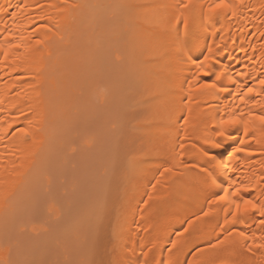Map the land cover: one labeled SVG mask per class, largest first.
<instances>
[{
  "label": "bare ground",
  "instance_id": "1",
  "mask_svg": "<svg viewBox=\"0 0 264 264\" xmlns=\"http://www.w3.org/2000/svg\"><path fill=\"white\" fill-rule=\"evenodd\" d=\"M209 2L0 0V264H11L6 240L29 221L42 182L56 187L67 147L84 140L96 98L112 120L105 141L96 129L83 136L103 154L98 192L61 211L58 187L42 188L54 221L45 251L33 241L45 254L35 258L264 264V0H225L216 12ZM244 199L256 208L233 216Z\"/></svg>",
  "mask_w": 264,
  "mask_h": 264
},
{
  "label": "rangeland",
  "instance_id": "2",
  "mask_svg": "<svg viewBox=\"0 0 264 264\" xmlns=\"http://www.w3.org/2000/svg\"><path fill=\"white\" fill-rule=\"evenodd\" d=\"M109 75V74H108ZM109 82V81H108ZM102 83H103V81H102ZM102 83H100V84H102ZM105 83L106 82H104L103 84L105 85ZM102 84V87H104V85ZM106 86V85H105ZM102 89H104V88H102ZM81 91H84V90H82L81 89ZM80 95V94H79ZM83 95V94H82ZM82 95H81V97H82ZM94 100H97L98 102L95 104V102L93 103V101ZM92 102V104H91V102ZM89 102V112L87 111L86 113H87V115L86 116H84L83 114H82V117L84 118H86L85 120H84V122L82 121V123H81V125H80V127L81 126H83V127H85V129L83 128V127H81V128H83L84 129V134H88L89 132H90V130H91V133H92V131L94 130V136H95V134H96V131H97V134H96V136L98 137L100 134V136H99V138H100V140L102 141V140H104L105 141V139L103 138L102 139V137H105V132L108 130V128L110 127L109 126V124L110 125H112V120H111V113L108 111V107H107V105L106 104H102V101L100 100V99H93V100H90ZM100 103V104H99ZM106 103V102H105ZM88 104V103H87ZM91 104V105H90ZM97 106V107H96ZM100 106V107H99ZM92 107V108H91ZM95 107V108H94ZM105 107V108H104ZM98 108V109H97ZM92 109V110H91ZM97 109V110H96ZM87 110V109H86ZM107 110V111H106ZM103 113V115H102V113ZM107 112V114H105ZM108 112H109V114H108ZM90 113V114H89ZM94 116H93V115ZM108 115H109V117H108ZM93 116V117H92ZM91 117V118H90ZM110 119V120H109ZM103 120H105V121H103ZM85 121H87V122H85ZM99 124V125H98ZM103 125H105V126H103ZM106 125H108L107 127H106ZM89 126V127H88ZM93 126V127H92ZM87 127V128H86ZM95 129H96V131H95ZM88 130V131H87ZM101 130V131H100ZM105 130V131H104ZM98 133H99V135H98ZM105 133V134H104ZM84 134H83V136H84ZM104 134V135H103ZM92 137L93 136V133L92 134H88V138H90V136ZM103 135V136H102ZM83 136L81 137V139H84V140H82V141H80V140H73L72 142H71V144H75V145H72L73 147L71 148V146H70V150H68L69 148L67 147V150L66 151H68V152H66V153H64V154H66L65 155V157L68 159V161H67V163L63 166H61V168L58 170V172H61V174L59 175V173L57 172L56 174H57V176H55L56 178L55 179H53V181L55 182H53V186H55L56 185V187H58L57 189H56V187H49V189L51 188V190H53V188H55L56 189V191H53V193H52V191L50 190L49 191V189L48 188H46V186H45V184H44V182H42V184H43V186H42V184H41V188L38 190V194H37V197H40L38 200L39 201H37V202H39V203H36L34 206H33V208H30L29 210V214H28V216H29V221H26L27 223H25L26 224V228H24L25 227V224H23V225H19V227L18 226H16L15 228H13L12 230H11V233H10V235L8 236V238H7V240H6V245L10 248V250L11 251H9V253L11 252V253H13V254H9L10 255V258H11V264H14L15 263V261L17 260V262L16 263H18V262H20V264L22 263L23 264V262H24V260L26 261V263L25 264H40V262H41V264H48V261H46V260H42V261H40L38 258L39 257H43V258H45V254H44V251L46 250V247H45V242H44V234H45V236H46V231H45V229L46 228H48L49 226H50V224H51V222L52 221H54V219H52V217L54 218V216H53V214H52V212L51 211H49L48 210V205H46V204H48V203H46V202H49L48 200H46V198H48V197H45L46 195H50V193H52L53 195H55V196H53L52 195V201H53V203L54 204H56V205H58V203H59V208H61V206H67V205H69V207H67L68 209L70 208V210H71V208H73L74 209V201H77L78 200V197H76V196H80V199L78 200V202H75V207H79L80 205V208L83 206V204L84 203H86V204H84V208H86V207H88V204L91 202V198H92V196H94L92 193L94 192V194L95 193H97L98 191H94L95 189L94 188H96V190H97V186H95V185H93V186H95V187H92V184L94 183V179H96V177H94V178H92L91 179V175H96V173H97V166L95 167V164H96V162L97 161H100L101 159L100 158H102V155L103 154H101V152L100 151H98V149H99V147H98V143H97V141L95 142L96 143V145H97V147L98 148H96V145H94L95 143L93 142L92 143V139H88V138H83ZM87 137V136H86ZM86 139H88L89 140V142L87 141V143H85V140ZM99 140V141H100ZM78 141V142H77ZM95 141V140H94ZM76 142H77V144H76ZM107 142V141H106ZM111 143H112V141H111ZM83 145V146H81V145ZM107 144V143H106ZM105 144V145H106ZM78 145V146H77ZM80 145V146H79ZM84 145H86V147H84ZM104 145V144H103ZM79 147V148H81V147H83V148H86L85 149V152L83 151L84 149H76V147ZM112 146V145H111ZM88 147H90V149L88 148ZM92 147V148H91ZM105 149L104 150H108L109 148H113V147H104ZM108 148V149H107ZM71 149H73V150H71ZM87 149H89V151L87 150ZM103 149V148H102ZM101 149V151H102V153H103V151L104 150H102ZM77 152H76V151ZM79 150V151H78ZM82 150V151H81ZM91 150H92V152H91ZM95 150V151H94ZM74 153H73V152ZM93 151H94V153H93ZM72 152V153H71ZM75 152H76V154H75ZM79 152V153H78ZM88 152H90V156H89V153ZM98 152V153H97ZM69 153H71V154H69ZM85 153V154H84ZM100 153V154H99ZM72 154H73V156H72ZM78 154H81V155H78ZM98 154V155H97ZM86 155V156H85ZM80 156V157H79ZM84 156V157H83ZM89 156V157H88ZM92 157V158H91ZM77 158V159H76ZM89 158V159H88ZM86 159V160H85ZM72 160V161H71ZM81 160V161H80ZM95 160V161H94ZM80 161V162H79ZM89 161V162H88ZM71 162H73L74 163V165L72 164V166H71ZM76 162V163H75ZM82 163H83V165H82ZM68 164V165H67ZM88 164V165H87ZM85 165H87V166H85ZM66 166V167H65ZM85 166V167H84ZM94 166V167H93ZM93 169H92V168ZM72 171H73V173H72ZM90 171V172H89ZM95 171V172H94ZM94 172V173H93ZM73 174V175H72ZM75 174V175H74ZM64 176V177H63ZM73 176H74V178H73ZM62 177H63V181L61 180L62 179ZM68 177V178H67ZM73 178V179H70V178ZM83 180H82V179ZM58 179H60V181L58 180ZM90 179V180H89ZM69 180H71L70 182H68ZM84 180H86V182L84 181ZM92 180V181H91ZM57 181H59V182H57ZM63 183H62V182ZM74 181V182H73ZM75 181H77V183L75 182ZM61 182V183H60ZM65 182V183H64ZM80 182V183H79ZM96 182V181H95ZM60 183V184H59ZM92 183V184H91ZM69 184H70V186H69ZM76 186H75V185ZM92 187V188H90V187H88L89 185ZM58 185H60V186H58ZM72 185H74V187H76V188H74ZM44 186H45V188L46 189H48V190H46V192H49L48 194L46 193V192H44V193H46V194H44V193H40L41 192V190L43 191V189L42 188H44ZM67 186H69V187H67ZM74 189H73V188ZM45 188H44V190H45ZM63 190H62V189ZM71 188V189H70ZM81 188V189H80ZM54 189V190H55ZM65 189V190H64ZM78 189V190H77ZM94 189V190H93ZM61 192H64V194H62L61 193V195H60V191ZM67 190V191H66ZM71 190H73L72 192H71ZM80 190V191H79ZM83 190V191H82ZM87 191V192H86ZM93 191V192H92ZM56 192H59V193H56ZM86 192V193H85ZM40 193V194H39ZM80 193V194H79ZM82 193H85V195L86 194H88L89 195V193H90V195L89 196H84V194L82 195ZM73 194V195H72ZM81 195H82V197L84 196L85 198H82L81 197ZM96 195V194H95ZM43 196V197H42ZM61 196V197H60ZM63 196V197H62ZM76 197V199H75V197ZM60 197V198H59ZM71 197V198H70ZM84 199V201H82V199ZM49 199V198H48ZM60 199V200H59ZM64 199V200H63ZM69 199H71L70 201H69ZM93 199V198H92ZM74 200V201H73ZM55 201H57L58 203H55ZM82 202L83 204H80V203ZM76 203H78L79 205L77 206V204ZM46 205V207L44 208V206ZM61 205V206H60ZM65 206V207H66ZM38 207V208H37ZM40 207H43V209L42 208H40ZM57 207V206H56ZM84 208H82V209H80L81 211H82V215H86L85 213H83V211L85 210ZM37 209V210H36ZM46 209V210H45ZM62 209L63 208H61V211H62ZM84 209V210H83ZM33 212H32V211ZM64 210V209H63ZM76 210V209H75ZM41 211V212H40ZM86 211V210H85ZM84 211V212H85ZM37 212V213H36ZM44 212H46V213H48L49 212V217L51 218V220H49L48 218H46V217H43V216H48V215H46V213H44ZM51 213V214H50ZM51 215H52V217H51ZM38 216V217H37ZM83 218H85L86 216H82ZM33 218V219H32ZM82 218V219H83ZM32 219V220H31ZM46 219H48V221H43V220H46ZM85 220V219H84ZM84 220H82V221H84ZM29 222L30 223H32V224H30L29 225ZM33 222H35L36 224L34 225V223ZM37 222H38V224H37ZM41 222V223H40ZM45 222H46V224H48V225H46L45 224ZM39 224H41V225H39ZM45 224V225H44ZM43 225V226H42ZM20 226H22V228L20 227ZM24 226V227H23ZM27 226H28V228H27ZM44 226H46L45 228H44ZM19 228V229H18ZM42 229V230H44V233L42 232V231H40L39 229ZM19 230L18 231V233H16V232H13V230ZM21 229H24L23 231L21 230ZM27 229H28V231H30V233L27 231ZM20 230L22 231V232H20ZM38 230L40 231V232H38ZM28 232V233H27ZM36 232V234H34ZM19 234V235H18ZM43 234V235H42ZM12 235V236H11ZM13 235H14V237H13ZM34 235V236H33ZM19 238H18V237ZM39 236H41V237H39ZM10 237H11V240H10ZM44 237V238H43ZM16 238H17V241H16ZM35 239V240H34ZM40 239H42V241H40ZM25 241V242H24ZM30 241V242H29ZM33 241H34V243L36 244V241L37 242H42V248H43V250H41L42 248H40L39 249V247H41V245L39 246V243H37V246H36V248H34V243H33ZM11 242V243H10ZM17 244H16V243ZM24 242V243H23ZM8 243H10V244H12L11 246H9V244ZM19 243V244H18ZM21 243H23V245L21 244ZM31 243V244H30ZM13 244H15V246L13 245ZM30 244V245H29ZM17 245V246H16ZM28 245V246H27ZM13 246V247H12ZM24 246V247H23ZM30 246L31 247H33V249L32 248H30ZM39 246V247H38ZM23 247V248H22ZM26 247H28V249L26 248ZM13 248V249H12ZM22 248V249H21ZM25 248V249H24ZM30 248V249H29ZM38 248V249H37ZM24 249V250H23ZM34 249H36V250H34ZM20 250V251H19ZM23 250V251H22ZM27 250V251H26ZM31 250V251H30ZM16 251V252H15ZM28 252V253H27ZM19 253V254H18ZM24 253V254H23ZM25 253L27 254V255H25ZM32 253V254H31ZM41 253V254H40ZM16 254V255H15ZM30 254H31V256H30ZM12 255V256H11ZM36 255H38L39 257L38 258H35L36 257ZM22 256H23V262L21 261V258H22ZM27 258H26V257ZM25 257V258H24ZM28 257H30V260L28 259ZM32 257H34L35 259V261L34 260H32ZM19 259H20V261H19ZM29 261H28V260ZM56 259H58V257L56 258ZM55 258L54 259H52V260H54L53 261V263H55V264H57L56 263V260ZM15 260V261H14ZM32 261H34V262H32ZM39 261V262H38ZM51 261V260H50ZM49 261V262H50ZM60 261H62V260H60ZM32 262V263H31ZM15 263V264H16ZM60 263V262H59ZM65 263V262H64ZM67 264V263H66Z\"/></svg>",
  "mask_w": 264,
  "mask_h": 264
},
{
  "label": "snow or ice",
  "instance_id": "3",
  "mask_svg": "<svg viewBox=\"0 0 264 264\" xmlns=\"http://www.w3.org/2000/svg\"><path fill=\"white\" fill-rule=\"evenodd\" d=\"M188 2L190 3L191 0H188ZM188 4H185V5H182V7H187ZM227 7V5L225 4V0H218V2H209L208 4V11L209 12H216L218 9H222V8H225ZM6 11V10H5ZM15 15V13H13V16ZM185 24H187V19H185ZM209 51H211V49H209ZM208 59V56H204V61H206ZM204 61H199V64H202ZM194 62H196L194 60ZM199 64L197 66H199ZM206 74V73H204ZM260 83L262 85H264V80H261ZM249 92H252L253 90L251 88L248 89ZM256 119L260 120L262 123H264V116H258L256 117ZM235 123L234 120L232 119H227V120H224L222 121V124H225V125H229V124H233ZM220 135H223V132L219 133ZM183 147V146H181ZM240 149H237V151H239ZM225 192L228 191V189H224ZM246 191V189H245ZM235 192L233 193V195L235 196ZM0 195H2V193H0ZM219 199H223V197H218ZM256 208V205L253 203V201L249 200V199H244L243 200V205H241L240 203H237L236 204V212H233L232 215L235 216L237 214V212H240V211H250V210H254ZM262 214H264V212H262ZM260 223L262 225H264V220H261Z\"/></svg>",
  "mask_w": 264,
  "mask_h": 264
}]
</instances>
